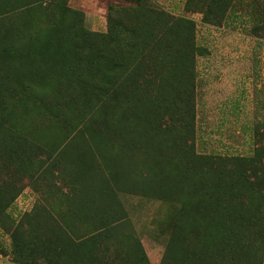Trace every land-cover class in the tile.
<instances>
[{"label":"rangeland","instance_id":"obj_1","mask_svg":"<svg viewBox=\"0 0 264 264\" xmlns=\"http://www.w3.org/2000/svg\"><path fill=\"white\" fill-rule=\"evenodd\" d=\"M53 9L72 13L50 30ZM77 13L99 37L83 94L101 109L75 128L22 98L13 124L0 117V157L37 161L12 204L0 196V264H109L105 250L110 264H264V0H0V78L53 87L76 60ZM27 223L35 234L15 231Z\"/></svg>","mask_w":264,"mask_h":264},{"label":"trees","instance_id":"obj_2","mask_svg":"<svg viewBox=\"0 0 264 264\" xmlns=\"http://www.w3.org/2000/svg\"><path fill=\"white\" fill-rule=\"evenodd\" d=\"M63 11L64 10L58 9H53L51 11L49 18L52 21V26H50V30L58 28L55 18ZM71 13L70 10H65L63 12L65 19L69 18ZM76 15L77 20L66 26L67 37L74 41L73 45H71V51L76 57L73 67L67 69L69 72L68 76L63 74V71H67L65 70L66 68L64 69L65 63L59 62L57 63V66H59L58 68L61 70L60 72H62V74L56 76L54 80L51 79V83L54 84L53 87L39 86L31 83L29 80H23L22 83L19 84L12 82V78L10 77L0 78V117L3 116L4 126L13 124L14 118L17 117V111L20 110L19 102L22 98H25L28 103L35 102L37 104L38 109H40L42 113L40 118L44 121L66 122L76 128L85 126L90 120L93 121L96 119L97 113L99 114L101 109L102 100L100 99V95L88 99L87 96H84L83 90L86 88L96 89L98 86L95 80L91 82L89 79L91 72L88 65L90 56L100 55L98 45L99 37L97 34L86 30L79 24V16L82 15L81 13H77ZM114 16H117V14L114 13ZM7 30L10 31L8 28ZM1 32L2 29L0 28V33ZM30 35H33V33H30ZM16 37L19 42H22V37L29 39L30 36L17 34ZM8 38L13 39L12 36H9ZM10 44L11 42L2 45L0 42V50ZM28 44V40L23 43V45ZM129 53V51L126 52L119 47H112L107 49L105 55L109 57L111 64L115 68H122L128 72L131 63L128 61H118V58L121 55H129ZM125 83L126 85L130 83L128 78H125L122 81V84ZM95 92L98 91L95 90ZM110 93L112 94V97L118 100H121L122 98H124L126 102L130 100L128 94L123 91H111ZM105 94L108 96L107 93ZM38 121H40L39 118L35 120V122ZM10 134L15 139L16 133L14 132V134ZM25 136L26 134L22 131V136L19 137L24 138ZM4 144L11 149L12 144L10 137L9 143L4 141ZM15 147L18 150L13 151L12 148L10 152H7L8 154L6 156L0 157L3 159V163L7 170V174L3 175L0 180V196L3 199L2 202H4V206L7 207L12 204L15 198L20 194L24 183L34 180L37 173V161L33 158L29 160L26 164V168L23 170V162L18 161L15 158L17 155L20 156L21 152L19 151L18 146ZM32 221H34V219H32ZM23 225H25V227H23ZM23 225L17 227L15 231L17 230L18 233L27 232L28 234H35V224L29 223L28 225L27 223ZM13 234L16 236L17 233L15 232ZM105 251L106 254H104V256L106 258L100 260V262H107L110 264L108 252L107 250Z\"/></svg>","mask_w":264,"mask_h":264},{"label":"crops","instance_id":"obj_3","mask_svg":"<svg viewBox=\"0 0 264 264\" xmlns=\"http://www.w3.org/2000/svg\"><path fill=\"white\" fill-rule=\"evenodd\" d=\"M1 261V260H0Z\"/></svg>","mask_w":264,"mask_h":264}]
</instances>
